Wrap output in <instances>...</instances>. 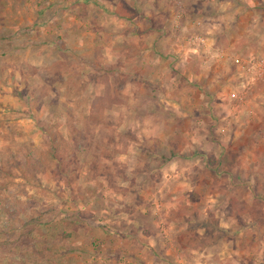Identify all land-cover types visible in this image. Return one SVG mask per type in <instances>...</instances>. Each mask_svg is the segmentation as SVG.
Masks as SVG:
<instances>
[{
    "label": "rangeland",
    "instance_id": "1",
    "mask_svg": "<svg viewBox=\"0 0 264 264\" xmlns=\"http://www.w3.org/2000/svg\"><path fill=\"white\" fill-rule=\"evenodd\" d=\"M135 3L129 23L116 14L120 6L101 0H0V241H22L0 247V264H35L22 252L39 243L68 250L60 264L114 261L106 248L125 239L109 228L114 211L135 218L131 232L147 264H264V70L248 84L237 67V59H264V0ZM209 30L221 41L205 56ZM178 33L183 47L197 50L201 71L218 70L212 95L197 88L204 83L189 93V78L168 73L167 59L147 68V85L138 77L149 61L144 45L157 59L156 41L163 46ZM154 80L179 88L178 107L164 103L170 88L151 90ZM210 97L232 114L183 117L192 109L182 102ZM95 101L111 108L93 112ZM44 129L58 135L63 165ZM71 215L85 224L81 231L67 226ZM126 239L118 256L133 249Z\"/></svg>",
    "mask_w": 264,
    "mask_h": 264
},
{
    "label": "crops",
    "instance_id": "2",
    "mask_svg": "<svg viewBox=\"0 0 264 264\" xmlns=\"http://www.w3.org/2000/svg\"><path fill=\"white\" fill-rule=\"evenodd\" d=\"M101 2L105 3L106 6H112L113 9H117L118 6H120L121 3H123V2L127 3L129 6H136L135 2H137V5L142 6L144 3H146V0H101ZM116 19H118V18H116ZM136 19L137 18H135L134 20L128 21V22L132 23ZM91 21L94 22V20H91ZM175 22H177V21L175 20ZM81 25H83V24L81 23ZM100 25H101V27H106L104 29L105 32H109V30H110V32H113V33L115 32L114 30L109 29L110 26H107L105 23L101 22ZM98 28L99 27L96 25L97 35L99 33L98 31L102 30V29L100 30ZM140 29H142V28H140ZM214 29H218V28L216 26H214ZM152 30L153 29H151L150 31H152ZM146 31L148 33H150V31H148V29L144 30L145 33H147ZM179 33L176 35H173V36L171 35L169 37V40H166L164 42V44L162 42L163 46L158 44L159 39H158V41H156V44L158 46L157 54H159L157 59L155 57L154 60H151V57L148 56L150 54V52L146 51L148 49H147V46L144 45V47L141 49V52L143 53L144 57H148L149 61H147L145 58L144 60H146V61L139 65V71L137 70V73H139L138 77H140V80H141V78L145 79L146 80L145 84L147 85L148 84V79L146 76V74L148 73L147 68H149L151 66L152 67L155 66L156 68L161 67L163 64V60L167 59V60H169V62H168L169 66L171 65L170 66L171 68H172V66L174 67L173 72H171V70H168V73H173V74H176V76H177L178 73L180 72L183 76L185 75L187 78H189L186 81L187 83H189L188 89H186L189 93H192V90L196 88V86L193 85V83H204L206 85L198 84L199 87H197V88H201V89L205 88L204 95H206V93H208V91L210 92V95H212L213 92H216L215 91L216 86L219 85L218 81H220V80H216V78H215V77H218V75H217L218 70L217 69L212 70V68H211L210 71H205V70L201 71L198 68L197 64L195 63V62H197V59H199L197 56V53H196L197 50H195V49L192 50L189 47H186V48L183 47L182 42L184 41V39L181 36V34L179 36ZM207 33H209L210 36L205 37V39H204L206 41L205 47L202 48V50L200 51V53L201 54L204 53V55H205V53H208L210 51V47L213 44H216V42L218 43V41H221V39H218V35L214 34L215 31L209 30ZM142 35H143V33H142ZM142 38L143 37H141V39ZM147 38H149V35L147 36ZM147 38L146 37L143 38L144 43L148 41L147 44L150 45L151 42H149V40H147ZM122 39H125V36ZM186 44H187V42H186ZM110 48H111V46H110ZM108 54L109 53L107 52V56H108ZM194 59H196V60H194ZM172 62H174V63H172ZM175 62H178V63H175ZM178 67H181V68H178ZM133 72L136 73V70L133 69ZM205 74H207V75L210 74L212 76V79L210 77H204ZM192 77H193V80H192ZM202 78H204V80L201 81ZM197 79H199V80H197ZM191 80L193 82H191ZM47 81H48V79H47ZM154 83H155L154 87H150L152 91H155V92L157 90L164 91L163 87H165L166 84H164L162 82H157V80H154ZM194 86H195V88H194ZM168 88L171 89V95L172 96H171V98H168L167 102L165 101L164 103H166L167 106L178 107L179 105H178V103H175L174 97L176 96V91L179 88L177 86L173 85L172 83L169 85V87H167V89ZM197 90H199V89H197ZM20 95L23 96L21 93L19 94V96ZM162 101L163 100H161V102ZM161 102L158 100V103H160V107H162V103H163V102L162 103ZM17 107H18V105H17ZM21 107L23 108L22 103L20 104L19 108H21ZM181 107H183V108L190 107L192 109V112H190L189 114H187L186 111L183 110V113H182L183 117L190 118L192 116L193 118H197L198 116H200L202 114L203 117H206L208 120H211V121L217 120L218 116L221 117V119L224 121L225 119H227L229 117L230 114H232V111H233L231 109L230 105L227 104V102L223 105L221 103H218L215 99H212V98L209 100H198V101H197V99L193 98V99L188 100V102H186V103L182 102ZM34 114H32L31 116L33 117ZM31 116H27L26 118L27 119L32 118ZM30 132L35 133L34 130H32ZM122 198H125V197L122 196ZM112 215L115 218L114 219L111 218L112 220H111V225L109 226V228L110 229L116 228V230H113V231L116 232L114 234V236H117V238L122 236V238H125L124 240L126 241L127 240L126 236H128V238L131 241L130 245L133 249L131 251L129 250L128 252L123 251L122 256H118L117 248H119L120 246L122 247L124 245L125 241L123 240L122 242H117V240H116L113 243V246L115 245L114 248H111V249L106 248L107 250H112L111 254H112V257L115 258L114 261H112V260L110 261L108 258L102 259V258H98V257L94 256L90 260H88V259L86 260L83 257H79L75 260L76 262H74L72 260H69V261L66 260V261H64V263L66 262V264H128V263L129 264H140V263L147 264L146 262L140 261V259H139L140 256L145 255V253H146L145 248L146 247H144L141 243L136 242L135 240H136L137 235L135 236V234H133L131 232V231H133V228L135 227V223H136L135 218L132 217L131 215H128V213H125V212L117 213L114 211L112 213ZM120 228H121L122 232L119 231ZM78 230L81 231V229H78ZM118 232H119V234H118ZM120 233H122L123 235L119 236ZM129 233H130V235H128ZM130 241H128V242H130ZM102 246L105 248L104 245H102ZM76 250H77L76 252H81V253L84 252V249H82L79 246L76 247ZM130 253H133V256ZM140 253L142 255H140ZM110 256L111 255L109 254V257ZM130 256H132V257L135 256V257L134 258L131 257L132 259L131 258L128 259ZM116 259H123L124 261L119 262V260H116Z\"/></svg>",
    "mask_w": 264,
    "mask_h": 264
},
{
    "label": "trees",
    "instance_id": "3",
    "mask_svg": "<svg viewBox=\"0 0 264 264\" xmlns=\"http://www.w3.org/2000/svg\"><path fill=\"white\" fill-rule=\"evenodd\" d=\"M116 14L118 15L119 18L124 19L126 21H131L134 20L137 17V12L136 10H134L133 8H131L127 3L123 2L121 3L120 7L118 8V10L116 11ZM102 100V99H101ZM111 103L112 101H109L107 104L103 103V102H93L92 106H91V111L96 112V110L98 111L97 113H99L100 115L104 114V112H106L107 110H109L111 108ZM30 106V105H29ZM32 114H28V116H31ZM105 115V114H104ZM91 124H99L98 121H94L92 120V118L90 119ZM44 134L49 133V130H45L44 129ZM46 136H48L46 134ZM46 144L48 145V149L51 151L50 155L52 156L53 159H55L60 165H63L65 162V158H63L61 156V151H60V145H59V137L58 135H50L46 138ZM207 164L209 165H215V161L213 158H209L207 161ZM60 172H57L56 175H59ZM237 203L236 200L233 201V204ZM249 208H246L245 210L242 211V213H244L245 211H248ZM70 217V218H68ZM68 227H71L74 230H78V228L83 227L85 224L83 223V221L79 218L74 217V215L72 216H68ZM66 218V219H67ZM40 227H42V225H39ZM78 227V228H77ZM37 229V228H36ZM36 229H31L26 231L27 233L24 235H31L33 234V231ZM76 230V231H77ZM64 233V232H63ZM21 236H23V233L21 234ZM63 238L66 237H72L71 234H62ZM10 244H15V245H22V241H21V237L14 239L13 241H9L8 239L4 240V241H0V247H3L5 245H10ZM28 246L27 250H25L26 252H22V255L25 258H29L28 256L33 255L35 256V264H39L38 262H45V264H47L48 262H55V263H61L62 260H64L65 254L67 253L68 250H63V249H59L58 245L54 244V245H41L39 244H26ZM25 246V247H27ZM76 250V248L74 249ZM51 264V263H49Z\"/></svg>",
    "mask_w": 264,
    "mask_h": 264
},
{
    "label": "built area",
    "instance_id": "4",
    "mask_svg": "<svg viewBox=\"0 0 264 264\" xmlns=\"http://www.w3.org/2000/svg\"><path fill=\"white\" fill-rule=\"evenodd\" d=\"M198 41H202L200 38ZM237 67L241 73V75L245 78H249L247 82L248 84L252 83L253 80L263 75L264 70V59L258 60L256 62L237 59Z\"/></svg>",
    "mask_w": 264,
    "mask_h": 264
}]
</instances>
